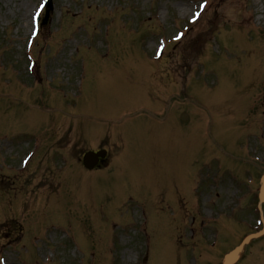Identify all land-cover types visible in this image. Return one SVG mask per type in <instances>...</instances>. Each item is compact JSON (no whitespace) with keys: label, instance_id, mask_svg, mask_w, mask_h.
Masks as SVG:
<instances>
[{"label":"rangeland","instance_id":"obj_1","mask_svg":"<svg viewBox=\"0 0 264 264\" xmlns=\"http://www.w3.org/2000/svg\"><path fill=\"white\" fill-rule=\"evenodd\" d=\"M39 2L0 0V257L6 264H138L142 252L148 258L140 264H220L257 228L264 0H52L27 52ZM179 30L186 32L175 41ZM27 53L37 62L34 76L45 78L40 88L22 84L31 77ZM72 95L84 104L75 100L73 111ZM146 105L160 108L158 132L134 125L138 137L126 142L133 125L119 122L128 109L150 111ZM100 116L112 127L102 129ZM40 117H47L42 128ZM36 141L34 163H45L33 159L21 169ZM114 141L127 144V178L74 169L84 150L105 146L115 155ZM182 190L170 207L156 206V192ZM12 214L16 220L6 221ZM180 235L186 241L178 244ZM255 243L240 264L261 263L264 243Z\"/></svg>","mask_w":264,"mask_h":264},{"label":"snow or ice","instance_id":"obj_2","mask_svg":"<svg viewBox=\"0 0 264 264\" xmlns=\"http://www.w3.org/2000/svg\"><path fill=\"white\" fill-rule=\"evenodd\" d=\"M43 7H44V4L41 3L40 6H39V8L36 9L35 15L32 17L33 21H35V20L39 17V15H40V11L43 9ZM203 7H204L203 4L200 5V8H201V9H203ZM199 15H200L199 12L195 13V16H196V17H198ZM33 34H35V32H34ZM177 39H179V37H177ZM0 264H3V261H0Z\"/></svg>","mask_w":264,"mask_h":264},{"label":"water","instance_id":"obj_3","mask_svg":"<svg viewBox=\"0 0 264 264\" xmlns=\"http://www.w3.org/2000/svg\"><path fill=\"white\" fill-rule=\"evenodd\" d=\"M240 252V249H238L235 253H233L232 255H231V257H230V259H229V262L231 263V262H234L236 259H237V257H238V253Z\"/></svg>","mask_w":264,"mask_h":264},{"label":"bare ground","instance_id":"obj_4","mask_svg":"<svg viewBox=\"0 0 264 264\" xmlns=\"http://www.w3.org/2000/svg\"><path fill=\"white\" fill-rule=\"evenodd\" d=\"M180 9V8H179ZM184 10H187L186 8H184ZM180 12H181V9H180Z\"/></svg>","mask_w":264,"mask_h":264}]
</instances>
